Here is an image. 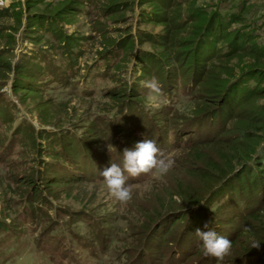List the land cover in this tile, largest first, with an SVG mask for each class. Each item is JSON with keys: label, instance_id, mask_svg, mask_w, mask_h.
I'll return each instance as SVG.
<instances>
[{"label": "rangeland", "instance_id": "374dc122", "mask_svg": "<svg viewBox=\"0 0 264 264\" xmlns=\"http://www.w3.org/2000/svg\"><path fill=\"white\" fill-rule=\"evenodd\" d=\"M27 1L3 0L2 6L9 7L14 4L11 10H21V17L17 19V16L11 15L0 18V158L4 156L6 162L14 163L10 170L0 164V223L9 226L7 233L0 230V264H128L130 254L127 252L131 246L129 243L145 229L149 212H157L163 201L164 205L175 208L180 204L179 200H176L177 203L171 202L169 190L173 186H179V191L183 194L181 187L184 185L188 189L187 195L194 198L195 193L203 190L206 185L196 178L188 177L192 164L187 157L189 150H181L175 153L172 159L174 164L166 174L157 171L146 184L127 185L132 198L126 203H120L110 195L105 183L92 179L93 174L103 167L100 152L97 150L108 155L106 161L114 163L117 155L114 150L118 149V144L134 147L137 142L143 141L141 132L135 131L147 132L155 139L159 148L157 130L168 132L171 129L168 137L174 140V135L180 130L190 131V125H193L195 138L214 134L218 129L219 125L208 120L191 123L189 117L193 115L196 103L186 102L185 82L176 78L177 74L185 75L191 71L192 59L188 63H177L186 52L192 50L190 47H182L191 38L188 35L190 26H177L171 33L166 29L169 25L143 21L139 12L151 7L142 0H31L35 2L30 7L27 6ZM175 1L180 5L185 0ZM210 1L198 0L196 6L203 3L209 5ZM117 2L126 6L120 5L119 8L112 9V5ZM188 9L189 7L181 4L174 10V14L186 15ZM162 16L167 15L163 13ZM243 16L248 23L260 21L264 17V0L249 1ZM242 24L244 23L236 26ZM51 31L54 34L61 33L66 39L55 40ZM105 32H108L107 41L121 39L130 33L133 38L126 46L125 56L115 65L112 73L105 78L100 74L95 77L90 87L95 91L92 96L81 95L85 88L80 81L82 78H77L80 85L76 88L65 86L64 81L63 84L54 83L53 78L45 73L42 81L34 78V73L47 66L46 61L38 62L39 51L49 56V59H54L57 65H63L66 62L62 56L66 54L65 43H69L75 50L81 44L86 46V50L78 58L84 74L86 62L90 66L97 59L98 52L105 51L106 41L101 37ZM167 33L170 34L172 44L161 47L152 43L150 36L154 38ZM257 43L264 46V30ZM142 52L145 54L139 56ZM148 53L159 58L158 66L162 70L158 71L153 66ZM238 64H241L239 58L229 62L228 68L234 67V75L239 74L235 69ZM144 67L152 69L151 75H144ZM169 67L171 75L168 79L174 80L167 85L164 83L167 79L163 68ZM104 68L102 65L96 71L91 69L89 74L93 75ZM153 78L158 82L160 91L149 95V89L143 86V82ZM19 86L29 89L42 86L44 90L42 92L37 87L38 92L29 94L20 90ZM168 87L174 93H170ZM109 88H116L113 90L120 94L124 91L127 93L130 88H137L140 96L136 98L137 105L127 102L126 96L121 97L125 99L126 103L122 100L125 107L131 108L134 105L138 117L132 118L133 124L124 120L120 98L115 100L113 91L110 92ZM254 106L258 109L264 108V99H256ZM123 114H126L125 110ZM174 114L178 118L170 120ZM141 115V120L145 123L139 122ZM186 122L190 123L184 126ZM133 127L137 129L133 131ZM65 129H73L82 136L81 139L74 136V140H71L73 146L70 149L74 163H68L67 158L57 157V152L63 150L60 144L65 141L62 138L67 135ZM57 130H63L62 135L54 133ZM240 132L241 129L238 133L243 135ZM251 134L252 132L248 135ZM170 140L162 148L168 150L172 143ZM250 142L251 140L245 142L248 148L251 147ZM208 153L214 156L217 152L212 149ZM60 164H63L62 169L57 167L62 166ZM252 178H249L246 188L250 186L249 193L253 192L255 197L261 198L260 184L264 182ZM31 181L39 189L38 199L33 203L26 196V193L32 191ZM244 198L238 199L239 206L235 210L245 211L248 200L245 196ZM28 209L30 212L34 210L37 215L30 221H26L24 217ZM77 214H82L87 222L76 221ZM207 222H210L209 227L215 224V229L223 235L230 234L235 239L240 235L237 243L232 245L231 253L219 264H264L260 257H253L258 249L252 247L254 243L260 242L261 232L243 234L244 229L248 230L244 223L241 227L237 224L225 225L221 229L218 218L202 220L198 222L197 228L205 230L204 224ZM88 223L95 225L88 226ZM174 223L175 217L172 215L166 216L161 222L160 230L153 237H161L164 246L152 251L153 257L146 259L148 263L158 262L163 249L169 256L183 232L187 241L192 239L193 242L195 238L194 242L200 243L196 235L192 234L191 226L187 228L182 221L176 225ZM97 235L104 239L103 244ZM75 236L83 238V242ZM40 238L41 247L37 243ZM86 240L91 241L96 248L97 258L83 246ZM203 258L204 255L199 250L180 264H202ZM211 259L213 264H218L216 258Z\"/></svg>", "mask_w": 264, "mask_h": 264}, {"label": "trees", "instance_id": "16d2710c", "mask_svg": "<svg viewBox=\"0 0 264 264\" xmlns=\"http://www.w3.org/2000/svg\"><path fill=\"white\" fill-rule=\"evenodd\" d=\"M142 1L148 2L147 4L151 7L145 8L139 12V16L143 21L169 25L166 26V29L168 32L171 31V33L173 32V28L177 26H180V28L181 26H190L188 35H191V38L184 42L182 47H190L192 50H190L191 52H186L183 58L177 60V63H188V60L192 59L190 64L191 71H188L189 73L187 72L185 75L177 74L176 78L185 82L186 102L196 103L194 113L189 117L191 118V123L196 124L208 120L213 124L219 125V127L214 134L195 138L193 134V125H190L188 126L191 128H189L190 131L180 130L174 135V140H170L168 137V133L171 129H168V132L156 131L157 142L160 145L159 149H161V152L167 159L172 160L175 153L178 151L189 150L187 157L191 159L192 164H190L188 177L196 178L204 182L206 187L200 192H196L193 198L192 196H188V189L184 185L181 187L183 194L180 193L179 186H173L168 193L170 195V200L174 203H177L179 200L180 204L175 208L172 207V205H164L165 202L163 201L157 212H149L145 221V229L129 243L131 246L127 252L130 254L128 264H150L146 259L152 256V251L158 250L160 246H164V240H161V237L154 238L153 236L160 230L161 222L169 215L175 217V223L173 225L182 221L187 225V228L191 226L193 235L199 225L198 222L202 220L218 218L221 222L220 225H222L221 229L225 225L237 224L240 226L244 223L248 230L244 229L242 232L243 234L249 232L254 233V231H257L256 233L261 232L260 245L256 248L258 251L256 255L253 254V257H260L261 261L264 262V205H261L262 202H264V184H260L262 188L261 198L255 197L253 192L249 193L250 186L246 188V184L249 183V178H252V176V179L264 182V108L258 109L254 106L256 99H264V46H260L257 43V39L261 37L264 30V17L261 18L260 21L249 23L245 20L243 14L246 12L247 4L251 0H211L209 5L203 3L198 6H196L198 0H185L181 4L182 6L189 7V9L188 13L182 16L178 15V13L174 14V10L181 5H179V3L177 4L175 0ZM34 2L35 1L28 0L27 6H32ZM117 3L112 5V9L119 8L120 5L122 7L126 6V4H121L120 2ZM151 4H154V6ZM14 6V4L9 7L0 6V18L15 15L17 19H20L21 10H11ZM68 8H66V10H68ZM163 13L167 16H162ZM168 13H173L174 15H169ZM180 19H182V22L179 23ZM238 23L244 24L236 26ZM52 28L54 31V22H52ZM107 35L108 32L101 34L103 40L106 41L105 51L98 52L97 59L90 66L88 62H86L84 74H82V68L78 64V58L79 55L86 50V46L81 44L77 46L79 49L75 50L69 46V43L68 45L65 43L64 46L66 49L64 48V51H66V54H62V56L65 57L66 62L63 65H57L54 59H49V56L39 51L40 55L37 58L38 62L46 61L47 66L42 68V71L39 70L40 72L34 73V78L40 81L44 75L43 73H45L53 78L52 80L54 83L61 82L63 84L64 81L65 86H73L74 88L80 85L77 78H82L80 81L83 82L82 85L85 88L82 90L81 95L92 96L95 91L90 87L95 81V77L100 74L105 78L107 74L110 72L112 73L115 65L125 56L126 46L129 45L133 38V34L130 33L121 39H111L107 41ZM53 37L57 41L66 39L61 33L54 34L53 32ZM150 39H152V43L160 45L161 47L172 44V39L168 33L164 36H154V38L150 36ZM125 41H127L126 44ZM222 42L225 43L221 45L220 43ZM141 54H145V52L140 53L139 56H141ZM147 55L150 61H153V66L158 68V71L162 70L158 66L160 62L159 58L153 53H148ZM235 58L241 60V64H238V68H235L239 71L237 75H234L232 72L234 67L232 69L228 68L229 62L233 61ZM217 61H219V63H217ZM102 65L105 67L104 70L94 72L93 75L89 74L91 69H99ZM144 69L145 76L151 75L152 69H146L145 67ZM163 69L165 70V78L167 79L164 83L167 84L173 81L174 79H168L171 75L170 67ZM34 87L35 88L29 89L19 86L18 88L25 92H29V94L38 92L37 87H40L42 92L44 90L42 86ZM113 89L116 90V88H109L110 92L111 90L113 91L112 96H115V100H117V97L120 98L122 103L120 104L121 106L123 105L121 115H124V120L126 119L128 122H132L133 117H138L134 105L131 108H128V106L125 107V99H121V97L126 96L127 102L131 101L132 104L137 105V102H135L137 101L136 98L140 97L137 94V88H130L127 93L124 91L121 94L117 91L115 92ZM168 90H171L170 93H174L170 87H168ZM109 91H107V93H109ZM124 110L126 114H123ZM144 116H146L145 113ZM174 117L178 118V116L174 114L170 120H173ZM141 118L142 115L139 117V122L145 123ZM187 123L190 122H186L184 126H186ZM142 125L144 126V124ZM103 129L105 128H102V130ZM135 129H137V127H133V131ZM239 129H241L240 133H243V135H241L242 137L238 133ZM65 130L64 132L67 135L62 138L66 143L63 144V142L60 144L63 150L57 152V157L67 158L68 163H74L71 154L72 149H70L71 146H73L71 140H74V136L77 139H81L82 136L76 134L73 129ZM62 131L57 130V132L54 133L61 134ZM135 132H141V135H143V137H141L142 140H155L152 136L148 135L147 132ZM250 132H252V134L248 135ZM67 137H70V140H67ZM241 138H246L248 140L244 141ZM169 140L170 143L172 142L170 144L171 147L168 150L167 148H162L167 145L165 142ZM249 140H251L250 148H248V144L245 143ZM66 146L69 147L65 149ZM126 148L133 149L134 147L123 143L118 144V149L114 150L115 154L118 155H116L117 158L115 156L116 159L114 158V163L122 166L123 152ZM212 149L217 152L214 156L208 153V151ZM97 152H100L99 154L103 162V167L99 169L97 173L93 174L94 178L92 179L96 180L98 183H104L100 173L110 167L112 162L106 161L108 156L106 153L101 152V150H97ZM0 164H3L8 170L14 166L13 162H6L4 156H1ZM60 165L62 166L57 167L62 169L63 164ZM154 172L157 171L153 170L150 173L141 174L136 177L125 173L127 174L125 176V184L126 186L146 184L153 179L152 174ZM31 183H33L32 191L26 193V196L29 197L28 201L33 203L38 199L39 189L37 186H34V181H31ZM244 196L248 200L245 211L241 212L240 209L235 210V208H237L236 206H239L237 204L238 199L241 198V200H244ZM27 212L28 213L24 215L26 221H30L37 216L34 210L30 212L28 209ZM82 217V214H77L76 221L80 220L82 222H87V220ZM93 223H88V226L95 225ZM215 227L216 225L213 224L210 228L215 229ZM8 229V225L0 223V230L7 233V231H9ZM52 231H54V229ZM214 231L218 235L231 240L232 245L237 243V239L240 236L239 235L235 239L233 235H223V233H219L216 229ZM183 233L176 240L177 244L169 256L165 253L166 250L163 249L160 252L162 254L161 258H159L160 260L155 262V264H180L185 258L201 250L199 247L200 243L194 242L195 238H193V244V242H191L192 239L191 241H187ZM97 234H99V231ZM75 237L80 241L84 240L81 237ZM97 237L103 244L104 239H101L99 235H97ZM153 238L158 240V242L153 240ZM40 241L41 238L37 242L39 247H41L42 244ZM186 243L189 244L186 245ZM83 246L93 257L97 258L96 248L91 241L86 240ZM246 251H248V249ZM212 261L213 259H211L210 256H204L201 263L213 264ZM246 263L247 262H242L241 264Z\"/></svg>", "mask_w": 264, "mask_h": 264}, {"label": "clouds", "instance_id": "9594fccd", "mask_svg": "<svg viewBox=\"0 0 264 264\" xmlns=\"http://www.w3.org/2000/svg\"><path fill=\"white\" fill-rule=\"evenodd\" d=\"M143 86L149 89V95L159 93V84L155 78L143 82ZM158 106V105H150ZM109 147V146H108ZM109 151L110 147H109ZM174 161L167 159L161 149L157 147L154 140L144 139L137 142L133 149L126 148L123 152L122 166L112 163L100 174L103 177L110 195L120 203H126L132 198L129 187L125 184V173L136 177L147 174L153 170L160 174H166L173 166ZM210 222L204 224V229L197 228L195 235L200 241L199 247L204 256L216 258L218 264L231 253L232 241L218 235L209 227ZM259 243H254L252 247H259Z\"/></svg>", "mask_w": 264, "mask_h": 264}, {"label": "built area", "instance_id": "2783aa9c", "mask_svg": "<svg viewBox=\"0 0 264 264\" xmlns=\"http://www.w3.org/2000/svg\"><path fill=\"white\" fill-rule=\"evenodd\" d=\"M3 5V0H0V6H2Z\"/></svg>", "mask_w": 264, "mask_h": 264}]
</instances>
